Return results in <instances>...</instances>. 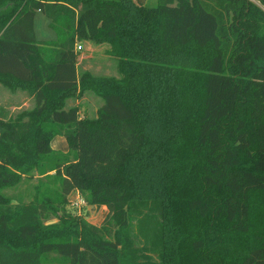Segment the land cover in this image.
I'll list each match as a JSON object with an SVG mask.
<instances>
[{"label":"trees","instance_id":"obj_1","mask_svg":"<svg viewBox=\"0 0 264 264\" xmlns=\"http://www.w3.org/2000/svg\"><path fill=\"white\" fill-rule=\"evenodd\" d=\"M82 41L119 76L80 72ZM0 84L34 98L0 118V264H264V0H0ZM36 168L59 192L13 205Z\"/></svg>","mask_w":264,"mask_h":264},{"label":"rangeland","instance_id":"obj_2","mask_svg":"<svg viewBox=\"0 0 264 264\" xmlns=\"http://www.w3.org/2000/svg\"><path fill=\"white\" fill-rule=\"evenodd\" d=\"M156 0H146L147 3H155ZM76 15L81 11L80 6H74ZM51 18L48 13L39 11L34 20L35 35L38 40L55 41L58 38L57 32L50 27ZM81 44L82 49H77ZM75 48L79 52V71L87 70L95 75L119 76L115 60L106 55L105 45H95L90 41L77 42ZM103 100L91 92H87L78 98L68 100V106L76 105L79 108V115L93 117ZM34 106V99L26 91L21 92L11 90L0 84V118L14 115L22 109H28ZM56 150L67 151L68 143L64 136H56L52 143ZM44 185L42 192L55 195L59 192V181L55 171L48 172L45 175L40 174V169H34L28 176H23L20 182L15 186H7L2 190V194L9 197L13 205L30 202L36 195L37 186ZM46 187V188H45ZM67 209L73 215H83L93 224L101 225L108 213L106 207L96 208L89 205L82 198L81 194L74 191L68 197ZM56 221L55 219H53ZM139 226V222L135 220ZM157 259V255L153 252ZM160 260V259H158Z\"/></svg>","mask_w":264,"mask_h":264},{"label":"crops","instance_id":"obj_3","mask_svg":"<svg viewBox=\"0 0 264 264\" xmlns=\"http://www.w3.org/2000/svg\"><path fill=\"white\" fill-rule=\"evenodd\" d=\"M78 65H79V63H78ZM18 90H19V91H21V92H24V93L26 92V91H24V90H21V89H18ZM31 97H32V96H31ZM32 98H33V97H32ZM33 99H34V98H33Z\"/></svg>","mask_w":264,"mask_h":264},{"label":"built area","instance_id":"obj_4","mask_svg":"<svg viewBox=\"0 0 264 264\" xmlns=\"http://www.w3.org/2000/svg\"><path fill=\"white\" fill-rule=\"evenodd\" d=\"M80 48H81V46H80V45H78V46H77V49H80Z\"/></svg>","mask_w":264,"mask_h":264}]
</instances>
